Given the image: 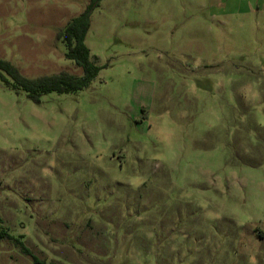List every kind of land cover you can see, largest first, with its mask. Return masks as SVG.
I'll use <instances>...</instances> for the list:
<instances>
[{"label":"rangeland","instance_id":"rangeland-1","mask_svg":"<svg viewBox=\"0 0 264 264\" xmlns=\"http://www.w3.org/2000/svg\"><path fill=\"white\" fill-rule=\"evenodd\" d=\"M90 0H0V60L80 75ZM84 90L0 82V217L46 264H264V0H102ZM0 264H34L0 239Z\"/></svg>","mask_w":264,"mask_h":264},{"label":"trees","instance_id":"trees-1","mask_svg":"<svg viewBox=\"0 0 264 264\" xmlns=\"http://www.w3.org/2000/svg\"><path fill=\"white\" fill-rule=\"evenodd\" d=\"M101 1L90 0L86 8L78 16L70 19L65 27L55 35V39L61 41L66 47L65 58L81 69L80 75L60 71L48 76L28 78L11 62L0 60V82L16 91L24 92L26 97L34 104H39L41 97L46 94L67 95L86 89L98 76L102 68V66L97 64L96 57L91 56L85 44V38L90 28L91 14ZM0 239L12 240L20 252L31 258L34 264H46L35 256L22 241L5 231L1 217Z\"/></svg>","mask_w":264,"mask_h":264}]
</instances>
